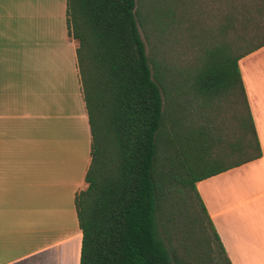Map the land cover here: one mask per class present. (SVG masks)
Returning a JSON list of instances; mask_svg holds the SVG:
<instances>
[{
    "label": "trees",
    "instance_id": "trees-1",
    "mask_svg": "<svg viewBox=\"0 0 264 264\" xmlns=\"http://www.w3.org/2000/svg\"><path fill=\"white\" fill-rule=\"evenodd\" d=\"M255 12L242 7L241 32L254 35L228 39L230 15L195 69L166 82L146 54L136 0H67L91 131L85 188L74 200L79 264H230L196 183L261 157L238 68L264 46ZM239 94L246 115L224 139L208 115Z\"/></svg>",
    "mask_w": 264,
    "mask_h": 264
},
{
    "label": "crops",
    "instance_id": "crops-1",
    "mask_svg": "<svg viewBox=\"0 0 264 264\" xmlns=\"http://www.w3.org/2000/svg\"><path fill=\"white\" fill-rule=\"evenodd\" d=\"M67 0H0V264H79L91 131ZM238 68L261 157L196 183L230 264H264V46Z\"/></svg>",
    "mask_w": 264,
    "mask_h": 264
},
{
    "label": "rangeland",
    "instance_id": "rangeland-1",
    "mask_svg": "<svg viewBox=\"0 0 264 264\" xmlns=\"http://www.w3.org/2000/svg\"><path fill=\"white\" fill-rule=\"evenodd\" d=\"M244 5L260 7L253 24L259 26L256 42L264 40V0H136L137 16L142 24L139 32L146 54L165 69V81H182L195 69L203 48L222 38L220 29L230 15L234 22L228 39L232 41L239 34L241 37L254 35L256 30L252 27L246 33L241 32ZM244 49L239 46L236 51ZM235 104L223 102L219 110L208 115L224 139L237 136L238 124L233 118L246 115L240 94Z\"/></svg>",
    "mask_w": 264,
    "mask_h": 264
}]
</instances>
